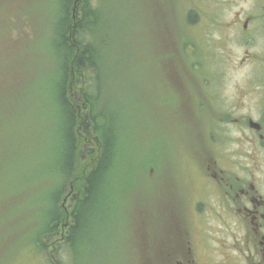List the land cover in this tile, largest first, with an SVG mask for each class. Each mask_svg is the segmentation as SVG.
I'll list each match as a JSON object with an SVG mask.
<instances>
[{
  "label": "rangeland",
  "instance_id": "rangeland-1",
  "mask_svg": "<svg viewBox=\"0 0 264 264\" xmlns=\"http://www.w3.org/2000/svg\"><path fill=\"white\" fill-rule=\"evenodd\" d=\"M50 1L0 0V264H160V231L168 234L170 221L181 222V215L182 225L186 221L185 214L162 211L160 180L167 191L171 182L179 190L191 182L190 193L199 195L207 139L221 133L211 110L235 102L245 110L264 89L257 84L264 78V36L223 25L262 13L264 0H89L105 14L98 32L106 38L107 78L97 107L105 103L110 127L120 123V137L73 249L63 247L72 201L64 187L60 230L47 240L51 259L33 243L51 179L27 175L33 156L46 153L49 144L47 101L39 88L51 72L50 55L36 66L34 97L27 93L33 57L47 55L46 46L33 49L41 33L34 14L42 19ZM21 98L26 106L20 120L14 108L1 120L6 105ZM203 216L193 228H204L209 240L219 237V215Z\"/></svg>",
  "mask_w": 264,
  "mask_h": 264
},
{
  "label": "trees",
  "instance_id": "trees-1",
  "mask_svg": "<svg viewBox=\"0 0 264 264\" xmlns=\"http://www.w3.org/2000/svg\"><path fill=\"white\" fill-rule=\"evenodd\" d=\"M39 18L41 13L36 12L34 22L41 33L37 35L33 49L46 46L47 55L39 53L36 56V53L33 57L30 82L34 88L27 94L31 93L34 97L35 80L39 76L36 66L40 62L45 64L50 55L49 61L52 60L53 64L51 72L47 73L45 80H41L39 88L47 101L45 128L49 144L46 153L33 156L27 175L29 179H34L46 174L51 179L50 188L45 193L49 203L45 220L33 234L36 250L51 259V247L48 248L47 240L60 230L59 204L64 187L69 185L67 196L72 201L63 247L73 249L83 232L84 215L94 204L95 194L109 172L110 160L115 155L112 146L120 137L116 130L120 123H115L118 126L115 129L110 127L105 103L97 107L107 78L104 72L106 38L98 32L103 28L105 19L102 6H94L89 0H53L46 15ZM25 91L17 96L20 98L21 94H26ZM12 102L11 106L6 105L1 120L4 121L12 108L18 110V121L25 112L26 103L22 98ZM23 164L18 166L20 176L25 174L21 167L26 164Z\"/></svg>",
  "mask_w": 264,
  "mask_h": 264
},
{
  "label": "flooded vegetation",
  "instance_id": "flooded-vegetation-1",
  "mask_svg": "<svg viewBox=\"0 0 264 264\" xmlns=\"http://www.w3.org/2000/svg\"><path fill=\"white\" fill-rule=\"evenodd\" d=\"M261 6L264 10V3ZM263 10L235 16L223 25L248 37L264 36ZM212 20L217 22L216 17ZM257 82L264 86V78ZM245 106L235 102L211 110L213 118L220 119L221 133L207 139L199 195L190 193L191 182L181 190L171 182L167 191L160 180L162 211L185 214L186 219L184 225L182 215L177 219L181 222L170 221L168 234L160 231V264H264V89ZM206 212L218 214L222 226L221 235L210 240L204 228H193Z\"/></svg>",
  "mask_w": 264,
  "mask_h": 264
},
{
  "label": "water",
  "instance_id": "water-1",
  "mask_svg": "<svg viewBox=\"0 0 264 264\" xmlns=\"http://www.w3.org/2000/svg\"><path fill=\"white\" fill-rule=\"evenodd\" d=\"M77 1H79V0H77Z\"/></svg>",
  "mask_w": 264,
  "mask_h": 264
}]
</instances>
